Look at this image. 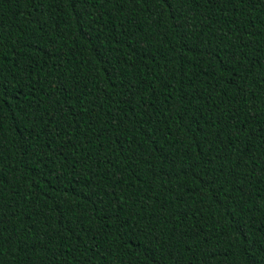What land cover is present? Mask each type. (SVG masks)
Returning <instances> with one entry per match:
<instances>
[{
    "label": "trees",
    "instance_id": "trees-1",
    "mask_svg": "<svg viewBox=\"0 0 264 264\" xmlns=\"http://www.w3.org/2000/svg\"><path fill=\"white\" fill-rule=\"evenodd\" d=\"M0 264H264V0H0Z\"/></svg>",
    "mask_w": 264,
    "mask_h": 264
},
{
    "label": "snow or ice",
    "instance_id": "snow-or-ice-1",
    "mask_svg": "<svg viewBox=\"0 0 264 264\" xmlns=\"http://www.w3.org/2000/svg\"><path fill=\"white\" fill-rule=\"evenodd\" d=\"M79 2H81V0H70V4H76ZM165 2H167V0H165ZM0 223H4V218L2 214H0Z\"/></svg>",
    "mask_w": 264,
    "mask_h": 264
}]
</instances>
